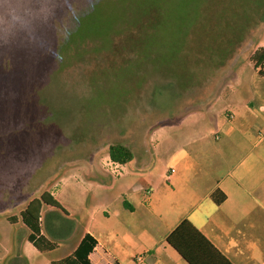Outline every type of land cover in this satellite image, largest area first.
Wrapping results in <instances>:
<instances>
[{
    "label": "rangeland",
    "instance_id": "rangeland-1",
    "mask_svg": "<svg viewBox=\"0 0 264 264\" xmlns=\"http://www.w3.org/2000/svg\"><path fill=\"white\" fill-rule=\"evenodd\" d=\"M144 1L0 0V264H42L64 256L62 243L41 253L27 240L19 215L27 202L49 191L71 217L43 212V229L54 221L56 230V216L81 227L86 215L103 206L80 199L79 191L105 169L109 145L143 149L156 128L205 110L231 74L228 58L216 64L207 56L205 66L196 67L197 82L182 89L162 82L143 91L144 79L137 80L133 68L148 64L140 49L146 40ZM221 11L211 13L208 33L222 35ZM226 14L235 19L229 7ZM263 38L264 24L242 42L241 55ZM139 39L141 46L133 48ZM201 52L192 51L194 61ZM128 166L133 169L134 161Z\"/></svg>",
    "mask_w": 264,
    "mask_h": 264
},
{
    "label": "crops",
    "instance_id": "crops-1",
    "mask_svg": "<svg viewBox=\"0 0 264 264\" xmlns=\"http://www.w3.org/2000/svg\"><path fill=\"white\" fill-rule=\"evenodd\" d=\"M259 47L264 38L246 56L240 53L205 110L156 128L149 144L132 149L134 170L126 162L120 174L96 171L79 196L103 206L81 227L56 216V230L54 221L44 230L49 210L71 217L44 205L41 234L57 243L45 252L62 243L65 257L88 233L96 241L90 264H188L166 240L186 219L231 264H264V74L250 59Z\"/></svg>",
    "mask_w": 264,
    "mask_h": 264
},
{
    "label": "trees",
    "instance_id": "trees-1",
    "mask_svg": "<svg viewBox=\"0 0 264 264\" xmlns=\"http://www.w3.org/2000/svg\"><path fill=\"white\" fill-rule=\"evenodd\" d=\"M168 1L146 0L142 4L145 19L140 23L145 27L142 35L146 36V40L142 46L143 39H139V44L131 46L133 48L141 46L144 57L142 61L148 63L144 64V69L142 66L138 69L133 68L137 80L144 79L141 81L144 83L143 88L141 87L143 91L162 82H174L179 89L186 88L194 81L197 82L196 67H204L208 61L207 56L209 59L214 57L216 64L219 62L222 64L228 58L231 69L243 47L242 42L250 39L264 24V0H174L173 5L168 4ZM233 3L235 4L232 5ZM217 7L222 8L218 14L223 21L218 28L222 32L221 36L214 30L211 33L207 32L210 28L208 21H213L211 13L213 14L214 11L215 15ZM227 7L233 11L235 19H228ZM211 26L214 27L213 24ZM147 29L151 30L150 33ZM196 48L202 49V52L201 58L194 61L193 57L196 56L192 55V51ZM222 56L223 60H221ZM250 59L254 62V66L259 68L258 73L263 75L264 48H257ZM215 79L216 77L208 79L207 83L214 82ZM129 80L127 78V82L132 84L133 81ZM134 83L141 84L140 81ZM108 155L111 160L119 163L129 162L134 157L132 147L123 143L109 145ZM27 169L25 175L30 170ZM44 205L58 208L66 213L49 191H43L38 197L31 198L19 213L20 220L29 229L28 241L40 252L52 250L57 246L56 241L49 240L41 234V211ZM9 220L12 223L17 221L16 217H10ZM166 240L188 264H231L186 219L171 231ZM95 243V239L85 233L72 253L53 260L52 264H90L88 254Z\"/></svg>",
    "mask_w": 264,
    "mask_h": 264
},
{
    "label": "built area",
    "instance_id": "built-area-1",
    "mask_svg": "<svg viewBox=\"0 0 264 264\" xmlns=\"http://www.w3.org/2000/svg\"><path fill=\"white\" fill-rule=\"evenodd\" d=\"M105 168L113 174H120L122 172V168L119 162L113 161L110 158L104 163ZM145 195H149L151 190L148 188H144Z\"/></svg>",
    "mask_w": 264,
    "mask_h": 264
}]
</instances>
